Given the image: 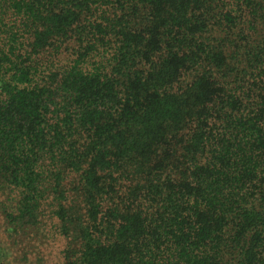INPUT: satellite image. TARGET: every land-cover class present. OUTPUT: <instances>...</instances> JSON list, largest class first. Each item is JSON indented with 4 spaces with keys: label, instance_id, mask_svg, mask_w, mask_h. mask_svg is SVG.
I'll return each instance as SVG.
<instances>
[{
    "label": "trees",
    "instance_id": "1",
    "mask_svg": "<svg viewBox=\"0 0 264 264\" xmlns=\"http://www.w3.org/2000/svg\"><path fill=\"white\" fill-rule=\"evenodd\" d=\"M0 194L62 264H264V0H0Z\"/></svg>",
    "mask_w": 264,
    "mask_h": 264
},
{
    "label": "rangeland",
    "instance_id": "2",
    "mask_svg": "<svg viewBox=\"0 0 264 264\" xmlns=\"http://www.w3.org/2000/svg\"><path fill=\"white\" fill-rule=\"evenodd\" d=\"M5 199L0 194V205ZM53 222L49 216L43 224L13 236L0 209V264H62L61 250L65 242L55 232Z\"/></svg>",
    "mask_w": 264,
    "mask_h": 264
}]
</instances>
